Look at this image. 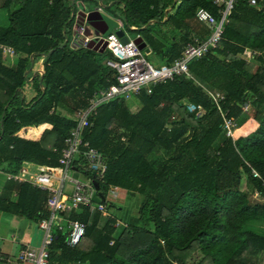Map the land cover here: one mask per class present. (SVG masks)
<instances>
[{
    "label": "trees",
    "instance_id": "obj_1",
    "mask_svg": "<svg viewBox=\"0 0 264 264\" xmlns=\"http://www.w3.org/2000/svg\"><path fill=\"white\" fill-rule=\"evenodd\" d=\"M100 1L122 6L125 22L138 28L162 22L172 5V0ZM212 1L180 0L166 17L173 22L191 18L201 8L217 18ZM2 2L6 10L14 9L0 44L11 47L18 62L13 69L0 67V169L16 173L23 162L56 169L73 126L57 109L66 106L74 113L85 107L95 89L113 83V71L97 58L103 53L69 48L75 11L70 0ZM263 9L237 0L217 47L188 63V77L157 83L149 95L141 92L137 112L130 113L121 100L97 109L82 140L104 158L99 191L104 197L113 187L143 197L140 217L152 229L128 223L113 237L112 219L98 229L99 212L88 207L64 212V219L82 224L84 234L68 248L63 233L56 231L48 264H187L194 251L202 255L197 264H264L257 261L264 256V231L252 229V224L264 222ZM181 39V47L170 41L159 50L153 44L152 53L170 64L191 40L185 33ZM29 56L33 61L44 58L41 76L31 81L36 93L25 101L23 74ZM201 84L222 95L219 111L237 124L230 138L222 139L220 113ZM67 97L75 101L71 110ZM188 103L203 112H186ZM156 152L162 156L154 157ZM242 186L257 199H248ZM44 200V192L9 180L0 193V212L38 222L47 217Z\"/></svg>",
    "mask_w": 264,
    "mask_h": 264
},
{
    "label": "built area",
    "instance_id": "obj_2",
    "mask_svg": "<svg viewBox=\"0 0 264 264\" xmlns=\"http://www.w3.org/2000/svg\"><path fill=\"white\" fill-rule=\"evenodd\" d=\"M237 0H213L212 4L217 8V18L213 17L205 10L200 9L195 13L196 19L202 21L208 29V34L203 39L191 38L182 49L180 56L170 64H165V60L155 61L154 54L146 46L145 42L138 35L133 39L126 37V42H120L113 32L106 37L82 36L75 47L86 48L91 41L105 43V50L110 58L104 65L113 71V83L106 88L95 89L87 100L85 107L75 111L70 119L73 126L69 130L64 140L63 147L59 151L56 169L38 167L34 173H26L28 178L21 179L14 175H6L8 180L20 181L29 184L31 187L45 193L44 210L47 217L37 222L38 229L43 237L39 247L33 250L20 251L14 262L18 264H48V248L54 237L52 230L60 231L65 238L68 248H74L84 234V228L78 221H68L62 217L64 212H77L80 208L88 207L100 214H104L105 206L101 202H94L95 190L91 184L72 179L69 173L74 171V167L79 170L89 172L96 182L102 180L106 165L104 158L82 140V132L89 125V119L96 115L97 109L112 101H126L132 97H137L141 92L147 95L151 93V88L157 83L171 80L174 76L183 75L188 77L187 65L190 61L204 56L207 52L217 47L221 38L223 27L226 24V16ZM249 6L255 5V0H247ZM95 11L102 13L100 7ZM121 24V23H120ZM122 29V25H119ZM0 51L11 55L13 50L0 44ZM208 99L219 111L218 102L222 99L218 94L211 95L205 93ZM186 112L201 113L200 107L186 104ZM247 109H243L246 111ZM221 132L226 138L232 136L235 128L233 118L227 117L220 112ZM254 178H259L255 171H251ZM70 183L72 191L65 195L64 185ZM95 191V192H94ZM97 195V194H96ZM114 197L115 192L109 187L107 193ZM104 198V197H103ZM0 261L2 259L0 258Z\"/></svg>",
    "mask_w": 264,
    "mask_h": 264
},
{
    "label": "crops",
    "instance_id": "obj_3",
    "mask_svg": "<svg viewBox=\"0 0 264 264\" xmlns=\"http://www.w3.org/2000/svg\"><path fill=\"white\" fill-rule=\"evenodd\" d=\"M262 1H264V0H262ZM2 4H3V2H2V0H0V36L3 34V32L5 31V29L7 28L8 24H9L8 14L14 9L13 7H10L8 10H6L5 8L2 7ZM100 4L104 5V4H102L101 1H100ZM171 4L172 5L167 7V9L164 11V19L162 20V22H159V24L164 25V29H163L164 31H166L165 30L166 26L169 27V25H171V24H174V23L176 24V22H173L172 20L170 21V19H168L166 17V15L173 12V8L175 9L176 5L180 4V0H172ZM110 5H112V3H110ZM97 7H100V5ZM121 7L122 6H120V8ZM200 9L201 8H198L194 12L193 17L183 19V20L180 19V20H182V23H180V26L177 29V32H178L177 38H175L176 35L174 37H172V39L169 38L170 35H168V37L166 35H164V36L160 35L161 38H159V39L162 41V44H161V42L156 40L154 37H150L149 39L151 40L152 44L150 43V41H148V39L147 40L144 39L146 46L149 48V50L151 52H153V50H152L153 44H154L153 46H156L159 50L164 49L165 45L163 44V42L167 46L168 42L170 43V41H171L172 45L176 44L177 46L179 45L181 47L182 46L181 36L184 33H185V35H187V38L188 37L189 38L195 37L198 39H203L204 37H206L208 34L207 27L205 26V24L202 21L196 19V17H195V13ZM2 12H5L4 16L1 14ZM102 12H105V11L102 10ZM187 20H190L189 24H186V22H183V21H187ZM150 25H153V24L149 23L148 26H150ZM171 31H172V29H171ZM153 32H154V30H153ZM166 32H169V30H167ZM148 34H149V36L154 35V34H152L151 30L149 31ZM154 57H155L156 62H158L159 60H162V59H160V57L158 55H156V56L154 55ZM43 58L44 57H40L36 61H33L31 56L28 57V64H27V67H26L24 74H23V77L25 78V82H24L25 85L23 87V90L25 91L23 94L25 101H28L36 93L35 92L36 90H35L34 86L32 85L31 81L35 76H41ZM163 60H165V59H163ZM17 62H18V55L14 52V50H13V54H11V55L4 54L0 51V67L6 68V69H13L17 65ZM123 102H124L127 110L130 113H135L138 111L139 105H138L137 97H132V98H130L126 101H123ZM57 110H60L61 115H63V116L65 114H67V113H65L66 109L63 107H62V109L58 108ZM65 117L69 118L68 116H65ZM38 167H40V166H35V165L30 164V163L23 162V163H21L17 172L13 175L17 176V178L26 179V178H28V176H26V173H34ZM74 169L75 170L72 171L73 176H71V178H74L76 180L81 179L82 183H86L89 181V179L85 178L81 174V172L78 168L74 167ZM7 181H9V180L7 179L6 174L1 171L0 172V193L2 192L3 187ZM10 181H12V180H10ZM14 182L25 183V182H20V181H14ZM113 189L115 192V195H114L115 198L117 197V194H116L117 190L120 192L129 193L130 196H132V194H136V193L127 192L125 190H121L118 188H113ZM70 191H72L71 186L70 185H64L65 195H69L71 193ZM136 195H138V194H136ZM13 196H14V194H12V198H13ZM138 196L139 197H136V199L134 201V204L136 203V205L142 203L141 196L140 195H138ZM128 198L129 197H127V199ZM93 201L94 202L100 201L97 195L95 196ZM107 210H108V208H107ZM110 217H112V216H110ZM110 217H109V219H112ZM112 220L115 223V220L114 219H112ZM105 222H101V218H100V221L98 223V229L101 227L100 224L104 225ZM116 224L119 225V222H116ZM127 224L128 223H125V226ZM252 227H253L252 229L254 232L261 234L264 231V222L254 223V224H252ZM42 237H43V234L38 229L36 221H32V220L26 219V218L21 217V216H12L10 214L0 212V258L2 259V261H0V264H18V263L13 261V260H15L16 255L20 251L29 250V249L33 250V249H36L37 247H39L41 240H42ZM58 252H59V250H56L57 254H58ZM260 258H261V260H259V261L264 262V256H260Z\"/></svg>",
    "mask_w": 264,
    "mask_h": 264
},
{
    "label": "rangeland",
    "instance_id": "obj_4",
    "mask_svg": "<svg viewBox=\"0 0 264 264\" xmlns=\"http://www.w3.org/2000/svg\"><path fill=\"white\" fill-rule=\"evenodd\" d=\"M71 4L72 5L74 4L75 11L73 14V25L71 28V35H70L71 40L69 41V48L72 51H74V50H80L79 48H76L75 45H76V43H78V40H80L82 38V36H85L87 34V31H89L91 35L94 34L93 29L88 25V23L86 22L85 19H86V15L89 12H92L93 10H95V8L97 6H99V3L96 0H70V2H69L70 7H71ZM108 5H110V3L107 4L106 6H108ZM253 7L263 9L264 1L259 0V4H258V1L255 0V5ZM104 13H106L108 16H110L114 20H118L123 25L122 26L123 33L126 35L127 38L133 39V38H135L136 35H138L144 41V39L147 40V38L154 37L156 40L161 42V44H162V41L159 39V38H161L160 35H163V36L166 35L167 37H168V35H170L169 36L170 39H172V37H174L176 35L175 38H177L178 37L177 29L180 26V23H182V20H180L179 18L176 19L175 20L176 24L174 23V24L169 25V27L168 26L165 27V30L166 31L169 30V32H166L163 30L164 29L163 24L154 23L153 26L149 29V31L151 30L152 34H154V35L156 34V35L155 36L154 35L149 36V34H148L149 31L147 33H143V30H140V31L132 30V29H137L138 27H131L129 24H128V26H124L125 20H124V17L122 15L121 8L117 4L114 6L108 7ZM1 14L4 16L5 12H2ZM183 22H186V24H189L190 20L183 21ZM171 29H172V31H171ZM153 30H154V32H153ZM163 44L165 45L164 48H166L167 47L166 44L164 42H163ZM97 58L100 60V62L102 61V63H103L105 60H108L110 58V55L107 51H104L102 57L99 56ZM246 61H247V63L253 64L251 58H247ZM253 65H256V63H254ZM198 87H200L199 84H198ZM201 90L204 93L208 92L211 95L218 94L219 96L222 97V95L220 93H218L214 90L206 89L203 85L201 86ZM23 92H25V91L23 90ZM64 101H65V104H67L69 106V109L71 110L73 104H75V101L73 102V100L70 97H67ZM62 107L66 108L65 113H67V114L64 113L65 114L64 116H68L70 118L72 116L71 112L73 110L69 111L66 106H60L59 108L62 109ZM56 112L61 114L60 110H57ZM234 124L237 126L235 121H234ZM222 139H225V136H223ZM160 156H162V152H156L154 154V157H160ZM1 171L3 173H5L6 175L7 174L8 175L9 174L10 175L15 174V173H12V174L9 173L8 172L9 170H7L5 168L0 169V172ZM69 176L70 177L73 176L72 172L69 173ZM72 179H74V178H72ZM78 181L82 182L81 179H78ZM65 185L71 186L70 183H66ZM241 188L247 194L248 199H252V200L257 199L256 194L253 193L250 189H245V188H243V186ZM71 189H72V186H71ZM116 194H117L116 198L110 197L108 195L104 196L103 202L105 205H108L109 207H108V210L105 207V212H104V214L101 215V222L107 221L110 216H112L110 218L115 220V223L112 226V228L114 230L113 231V237H116L119 235V233L125 227V223H134L135 225H137L139 227H145L146 229L151 230L152 227H150L149 225L147 226V224L142 223L143 221L141 220V217H140L141 215L139 213V207L142 204L141 203L137 204V205H136V203L134 204L136 197H139V196L136 194H132V196H130L129 193L120 192L118 190L116 191ZM95 196H96V192H95ZM127 197H129V198L127 199ZM143 200H144V198L141 197V201H143ZM142 203H145V200ZM116 222H119V225H117ZM102 225L103 224H100L101 227H102ZM52 232H53V235L57 234L55 229H53ZM201 257H202V255L198 251H194L193 253H191L188 256L186 262H187V264H197L199 262V260L201 259ZM251 258L256 259L257 257L253 256ZM259 260H261V258H259L257 261H259Z\"/></svg>",
    "mask_w": 264,
    "mask_h": 264
},
{
    "label": "water",
    "instance_id": "obj_5",
    "mask_svg": "<svg viewBox=\"0 0 264 264\" xmlns=\"http://www.w3.org/2000/svg\"><path fill=\"white\" fill-rule=\"evenodd\" d=\"M100 8L105 11L108 7H110L111 5L108 6H104L100 4V0H97ZM72 6V4H71ZM86 22L88 23V25L93 29L94 34L91 35L89 31H87L86 36H102L103 38L106 37L107 35H109L111 32H113V34L119 38L121 43H125L126 42V37L124 36L123 33V28L121 29L119 27L120 22L118 20H114L113 18H111L110 16H108L106 13L102 12V13H98L95 10H93L92 12H89L86 15ZM157 21H150L149 23H156ZM149 23H147L145 26L141 27V28H137V29H132L134 31H140L142 29H145ZM123 26V25H122ZM124 26H128V24L125 22ZM87 49H92L93 51L102 54L105 51V43L101 41H99L98 43H94L93 41H91V43L86 47ZM94 190L97 193V196L99 198L100 201H104L103 196L101 195L100 191H99V186L98 183L96 181H92L91 182Z\"/></svg>",
    "mask_w": 264,
    "mask_h": 264
}]
</instances>
